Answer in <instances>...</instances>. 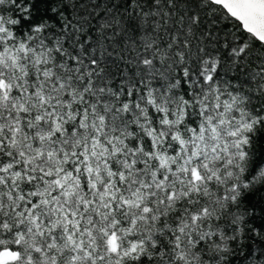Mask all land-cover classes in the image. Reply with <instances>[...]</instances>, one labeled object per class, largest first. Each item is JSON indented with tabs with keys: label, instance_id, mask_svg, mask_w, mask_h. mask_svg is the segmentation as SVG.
Listing matches in <instances>:
<instances>
[{
	"label": "snow or ice",
	"instance_id": "obj_1",
	"mask_svg": "<svg viewBox=\"0 0 264 264\" xmlns=\"http://www.w3.org/2000/svg\"><path fill=\"white\" fill-rule=\"evenodd\" d=\"M0 264H264V0H0Z\"/></svg>",
	"mask_w": 264,
	"mask_h": 264
}]
</instances>
